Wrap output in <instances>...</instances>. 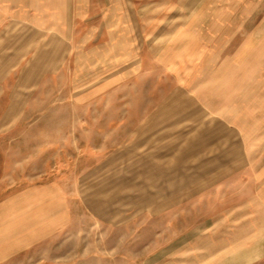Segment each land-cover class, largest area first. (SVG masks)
I'll list each match as a JSON object with an SVG mask.
<instances>
[{"label":"crops","instance_id":"crops-1","mask_svg":"<svg viewBox=\"0 0 264 264\" xmlns=\"http://www.w3.org/2000/svg\"><path fill=\"white\" fill-rule=\"evenodd\" d=\"M253 1L0 0V146L12 130V151L50 155L39 182L7 170L21 150L0 156V186L18 178L3 208L16 237L1 259L68 225L69 178L123 179L143 195L135 208L178 221L199 204L212 219L261 217L264 54L244 36Z\"/></svg>","mask_w":264,"mask_h":264},{"label":"rangeland","instance_id":"rangeland-1","mask_svg":"<svg viewBox=\"0 0 264 264\" xmlns=\"http://www.w3.org/2000/svg\"><path fill=\"white\" fill-rule=\"evenodd\" d=\"M249 4L258 14L246 26L251 31L245 33V40L258 41L264 54V0ZM43 85L38 91L42 96L34 102L37 107L45 104ZM25 100L22 98V105ZM12 133L6 130L2 135L6 144L2 149L0 146V156L7 153L11 160L19 149L21 159L18 163H6L10 166L7 170H12V165L23 167L28 169L27 180H44L39 174L46 164L44 159L50 155L39 152V157L35 153L45 147L22 144L12 151V143L7 144L12 142ZM261 150L264 152V145ZM53 164L51 168L55 169ZM14 179L6 175L2 179L5 183L0 186V246L1 242L11 243L16 237L15 220L3 209L8 207L5 202L16 193ZM135 182L140 185V179ZM131 189L134 187L125 186L123 179L93 176L66 179L68 225L11 257L0 258V264H264V241L253 240L255 227L264 236V211L259 219L253 218L254 211L242 208L230 209L226 218H221L219 213L212 219L201 216L208 210L204 209L205 204H199L197 210L183 211L178 221L173 219L172 209L147 212L135 208L143 195L130 192ZM110 191L112 199L108 196ZM105 200L108 202L104 203ZM93 201L103 203L92 208Z\"/></svg>","mask_w":264,"mask_h":264}]
</instances>
